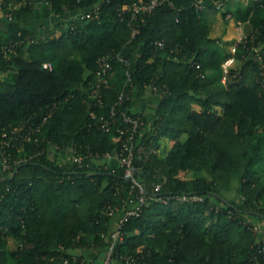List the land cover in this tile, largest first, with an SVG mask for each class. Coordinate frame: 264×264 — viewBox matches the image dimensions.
<instances>
[{
  "label": "trees",
  "instance_id": "obj_1",
  "mask_svg": "<svg viewBox=\"0 0 264 264\" xmlns=\"http://www.w3.org/2000/svg\"><path fill=\"white\" fill-rule=\"evenodd\" d=\"M98 1L52 0L51 8L34 4L21 8L14 22L0 25V140L4 130L23 126L26 132L50 114L24 152L9 149L19 156L39 149L45 154L0 175V264H55L62 257L75 264L74 253L85 257L92 247L103 256L106 238L122 215L103 211L118 202L115 194L129 192V182L116 164L108 167L104 155L117 154L121 139L92 126L86 92L97 60L117 52L130 62L132 85L125 89L129 98L117 106L120 110L145 117L144 110L132 108V93L142 95L152 85L169 91L151 112L152 131L140 141L152 139L156 151L135 162L141 168L138 180L150 193L166 178L159 195L193 194L202 201L150 202L124 222L115 258L131 254L149 264H264L261 235L250 223L264 229L263 92L243 45L231 67L239 71V82L228 87L221 82V65L232 56L229 48H209L220 40L210 37L208 12L227 0H203V11L193 6L196 0H170L171 6L164 3L133 23L138 29L133 38L116 7L135 0H112L104 3L100 21L88 22L80 33L28 41L34 37L33 22ZM226 12L248 36L264 28V0H248L234 13ZM21 40L16 54L4 58L2 47ZM113 67L103 107L94 108L98 116H109L126 84L125 66L114 62ZM56 146H75L92 158L81 170L61 167Z\"/></svg>",
  "mask_w": 264,
  "mask_h": 264
},
{
  "label": "built area",
  "instance_id": "obj_2",
  "mask_svg": "<svg viewBox=\"0 0 264 264\" xmlns=\"http://www.w3.org/2000/svg\"><path fill=\"white\" fill-rule=\"evenodd\" d=\"M112 0H100L94 4L87 6H68L65 8V13L60 15H53L47 20L50 21L48 28L44 27L43 35L39 39L46 37L54 38L60 36L62 33H80L85 25L90 21H100L102 7L104 3H111ZM247 3L248 0H243ZM44 3L47 7L51 8L52 0H11L5 4L4 0H0V17L5 22H14L16 13L23 7L33 6L34 4ZM79 3V1L77 2ZM164 3L172 5L170 0H135L132 3L119 5L116 7L118 16L122 21L126 20L127 25L131 28V37L133 38L137 33L138 29L133 26V23L140 19L143 21L145 16H150L154 13L155 9L162 6ZM225 3H215L213 9L220 10ZM193 6L199 10H207L203 4V0H196L193 2ZM223 21L226 23L233 22L234 31V42L228 47L229 55L232 56L225 59L222 63V78L221 82L225 87L239 82L240 73L237 68H234L232 72L231 67L235 63L234 54L237 51L239 45H243L246 55L245 58L253 62L254 79L262 90V97L264 98V28L263 30L255 29L250 36L246 34L243 24L235 21L230 13L224 12ZM250 23V21H247ZM34 36V35H33ZM29 42L37 41L38 39L34 36L27 38ZM23 40L19 42L10 41L7 45L2 47L3 57L8 59L10 54H16V46H21ZM157 47H163L162 42L156 43ZM114 62L122 63L126 68V84L124 89L118 97V101L111 107L109 116L100 115L98 116L94 108L103 107L104 90H108L111 86V81L115 76L113 64ZM44 68L51 69V64H44ZM130 62L128 59L123 57L121 52L110 53L100 57L97 60V68L94 73V81L87 96V102L90 106V117L94 121L92 126L100 131L112 132L114 131L121 139V147L119 152L115 155L105 154L104 158L108 162V167H112L110 164L115 160V166L123 170V176L126 181L129 182V192L123 196L115 194L118 197V202L115 204H106L104 213L107 216H112L119 211H122V215L117 219L113 231L110 233L109 238L107 237L108 246L106 247L103 256L98 254L97 258L91 259L89 255L95 254L96 249L94 247L86 253L85 257H80L79 254L73 255V263L75 264H149L143 261V258L127 254L121 255L115 258V246L118 243H122L123 234L122 226L124 222L130 217H137L143 211L144 207L149 206L150 202L154 201L160 204H169L171 202H187V201H202V198L193 194L184 195H159L162 187L166 184V178L162 179L158 183H154L151 192H147L146 185L138 180V175L141 171L140 166L135 164L136 161H146L150 155L155 153L156 147L154 141L149 139L148 141H142V139L150 133L151 126L153 124V117H149L145 114L142 116H132L125 111L120 110L117 106L121 105L127 100L128 93L125 91L127 87L131 86V72ZM150 92L154 93L159 97L163 98L169 94V91L165 87L157 85L148 86ZM133 92V90H131ZM50 117V114L45 117L40 125L29 126L28 130L23 131L24 127L19 126L11 128L10 130H4L1 133L0 140V175H9L11 171L16 170L17 167L22 165L33 158L43 156L45 154L44 149H39L33 154L19 156L12 154L9 149H15L17 153L25 151V144L31 141V134H34L40 130V126L46 122ZM154 134V133H152ZM7 138V139H6ZM9 139V140H8ZM37 142V140H35ZM60 155L59 165L74 166V169L81 170L85 165V161L88 158H92V154H82L78 151L75 146H68L64 149L55 147ZM48 155L52 156L53 152H49ZM114 159V160H112ZM13 172V171H12ZM252 231L256 234L261 235V241L258 242L259 253L264 254V229L260 228L256 222L250 221ZM95 251V253H93ZM90 253V254H89ZM53 261V259H52ZM55 264H71L70 260L62 257L59 262Z\"/></svg>",
  "mask_w": 264,
  "mask_h": 264
},
{
  "label": "rangeland",
  "instance_id": "obj_3",
  "mask_svg": "<svg viewBox=\"0 0 264 264\" xmlns=\"http://www.w3.org/2000/svg\"><path fill=\"white\" fill-rule=\"evenodd\" d=\"M242 0H227L226 3L220 8V10H210L208 12L209 20L211 23L210 37L213 39H219L217 44L210 45L209 48H226L230 46L235 40L233 36V30L230 23H226L220 17V13L229 11L234 13L239 6H243ZM5 23L4 19L0 17V25ZM43 26V25H42ZM234 189H237V185H234Z\"/></svg>",
  "mask_w": 264,
  "mask_h": 264
},
{
  "label": "crops",
  "instance_id": "obj_4",
  "mask_svg": "<svg viewBox=\"0 0 264 264\" xmlns=\"http://www.w3.org/2000/svg\"><path fill=\"white\" fill-rule=\"evenodd\" d=\"M246 3H243V6H245ZM50 21L49 20H42L39 22H33L31 25V31L34 34V36L39 39L40 36L43 35V31H45L43 28L46 27L48 28ZM43 25V26H42ZM232 30H233V22L230 24ZM233 36L234 31H233ZM87 96L89 94V91L86 92ZM159 97L155 95L154 93L150 92L149 90L145 91L142 95H139L137 91L132 93L131 96V101H132V108L138 112L144 110L145 114L148 115L149 117L151 116L152 110L156 107L157 103L159 102ZM114 160V159H112ZM115 160L112 161L110 164H115ZM95 253V251H93ZM79 254V253H78ZM90 254V253H89ZM99 250L96 251V253L93 255H89L91 259L97 258L99 255Z\"/></svg>",
  "mask_w": 264,
  "mask_h": 264
}]
</instances>
